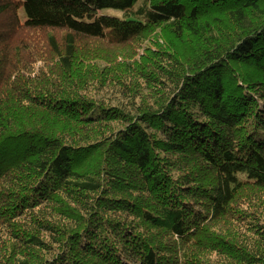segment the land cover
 Wrapping results in <instances>:
<instances>
[{
  "label": "trees",
  "instance_id": "16d2710c",
  "mask_svg": "<svg viewBox=\"0 0 264 264\" xmlns=\"http://www.w3.org/2000/svg\"><path fill=\"white\" fill-rule=\"evenodd\" d=\"M0 264H264V0H0Z\"/></svg>",
  "mask_w": 264,
  "mask_h": 264
}]
</instances>
